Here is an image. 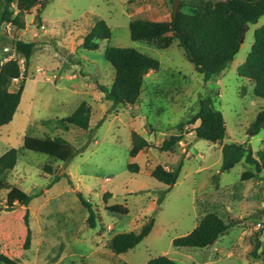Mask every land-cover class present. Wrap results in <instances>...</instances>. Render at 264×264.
Wrapping results in <instances>:
<instances>
[{
    "label": "rangeland",
    "instance_id": "obj_1",
    "mask_svg": "<svg viewBox=\"0 0 264 264\" xmlns=\"http://www.w3.org/2000/svg\"><path fill=\"white\" fill-rule=\"evenodd\" d=\"M45 1L40 21L36 7L26 14L23 30L11 25L0 28V36L37 44L26 75L11 88L25 83L19 108L13 121L0 128V156L10 149L19 152L17 166L2 177L6 189H0V253L18 264H147L162 256L179 264H264V172L243 181L250 167L242 162L222 173L221 146L196 138L199 123L177 129L198 111L199 100L214 90L227 127L224 144L249 145L254 153L264 148V129L256 135L250 131L264 109V99L254 98L250 82L237 75L264 17L249 26L224 74L206 84L178 43L162 50L134 42L129 26L134 19L169 21L176 1L178 10L183 5V12H192L195 3L222 5L226 0ZM101 20L111 28V40L100 41L96 51L83 49L85 36ZM108 46L138 50L161 64L158 72L145 76L136 106L113 108L99 90V86L110 88L115 78L105 59ZM10 60L25 69L12 47H0V67ZM83 102L92 108L91 129L66 130L59 121ZM133 132L151 145L135 158L130 157ZM172 135H182L180 146L175 152H161L159 148ZM26 136H60L77 149L85 148L66 164L25 150ZM182 162L178 182L166 193L167 186L155 180L152 171L159 165L174 170ZM130 164H137L139 172H130ZM46 167L51 171L46 172ZM12 187L37 195L28 208L33 232L29 250H24L27 209L20 204L14 210L7 208ZM79 193L96 214L94 229L89 228V211ZM210 212L230 225L214 245L173 246V240L192 232ZM150 220H154L153 230L139 246L119 256L111 253L108 244L114 235L139 232ZM257 236L263 246L255 259L250 253Z\"/></svg>",
    "mask_w": 264,
    "mask_h": 264
},
{
    "label": "trees",
    "instance_id": "obj_2",
    "mask_svg": "<svg viewBox=\"0 0 264 264\" xmlns=\"http://www.w3.org/2000/svg\"><path fill=\"white\" fill-rule=\"evenodd\" d=\"M46 5L45 0H0V28L11 25L23 30L26 14L39 7L37 19L40 21V13ZM183 8V5L180 6L176 15L173 11L169 21L153 22L134 19L129 26L130 36L134 42L155 45L162 50L178 43L186 59L194 66L195 71L203 76L206 84L224 74L240 51L244 31H248L250 25L257 24L264 17V0H226L222 5L207 1L193 4L192 12H183ZM111 38V28L104 20H101L85 36L82 48L96 51L100 47V41H110ZM2 46L12 47L24 60L25 69H22L17 60H10L0 67V128L10 124L14 119L25 90V83L21 81L16 90L12 91L11 88L15 81L21 80L26 75L31 59L37 50L35 42H26L17 38L9 39L3 35L0 36V47ZM105 59L115 70V78L110 88L99 86V90L104 95V100L110 102L113 108L136 106L140 102L145 76L151 72H158L161 68L157 59L131 48L108 46ZM237 75L250 82L254 98L264 99V25L255 30L254 43L245 63L238 68ZM218 97L216 91H208L199 100L198 111L185 121H181L177 129L182 131L188 125L199 123L194 129L196 138L221 146V172H230L244 162L250 167V171L244 172L241 179L243 181L255 179L264 172V148L254 153L249 145L224 144L227 127L222 112L216 107ZM91 115V106L83 102L72 115L62 119L59 123L66 130L73 127L88 131L91 129ZM49 123L46 122V124ZM262 129H264V109L260 110L251 124L250 131L256 135ZM182 140V135H172L163 142L159 149L166 153L175 152ZM132 141L131 158L151 148L150 143L135 132L132 134ZM84 148L77 149L60 136L54 138L26 136L24 139L25 150L50 156L66 164L72 162ZM18 161L19 152L16 149H10L0 156V189H6L2 177L6 172L12 171ZM182 167L183 162L174 170H168L159 165L154 168L151 175L159 183L167 186L165 191L167 193L178 182ZM128 169L132 173L139 172L137 164H130ZM45 170L50 172L51 168L46 167ZM69 183L72 185L70 179ZM107 196V194L104 196L105 201ZM36 197L37 195L27 194L18 187H12L7 196L9 210H14L16 204L23 205L27 209L24 216L26 227L24 250H29L31 247L33 232L30 227L28 208ZM78 198L83 207L89 211L87 220L89 228L94 229L96 214L81 193L78 194ZM162 201L163 197L159 203ZM153 227L154 220H150L142 226L139 232L114 235L109 241L108 248L114 255L125 254L139 246L150 235ZM229 228V223L218 214L210 212L198 221L192 232L173 240V246L175 248H207L214 245ZM262 246V241L257 236L250 253L251 257L258 259ZM0 264L18 263L0 253ZM147 264L179 263L162 256L150 260Z\"/></svg>",
    "mask_w": 264,
    "mask_h": 264
},
{
    "label": "water",
    "instance_id": "obj_3",
    "mask_svg": "<svg viewBox=\"0 0 264 264\" xmlns=\"http://www.w3.org/2000/svg\"><path fill=\"white\" fill-rule=\"evenodd\" d=\"M178 6H179V3L176 1L175 2V5H174V13H175V15L177 14V12H178ZM245 33H246V30L244 31V36H243V38L241 39V44L244 42V40H245Z\"/></svg>",
    "mask_w": 264,
    "mask_h": 264
},
{
    "label": "built area",
    "instance_id": "obj_4",
    "mask_svg": "<svg viewBox=\"0 0 264 264\" xmlns=\"http://www.w3.org/2000/svg\"><path fill=\"white\" fill-rule=\"evenodd\" d=\"M108 230L112 231V228H111V227H109V228H108Z\"/></svg>",
    "mask_w": 264,
    "mask_h": 264
}]
</instances>
